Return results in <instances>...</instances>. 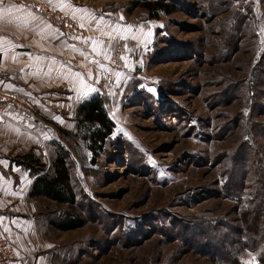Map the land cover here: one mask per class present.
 <instances>
[{"label":"rangeland","instance_id":"1","mask_svg":"<svg viewBox=\"0 0 264 264\" xmlns=\"http://www.w3.org/2000/svg\"><path fill=\"white\" fill-rule=\"evenodd\" d=\"M118 1L128 12L129 1ZM173 3L177 11L159 19L143 8L128 12L134 42L122 55L126 76L107 96L116 127L97 165L83 143L64 140L78 196L74 212L85 226L62 232L40 222L53 241L44 264H221L205 247L234 255L240 246L236 233L223 237L220 220L243 229L240 213L251 192L232 199L223 186L229 156L251 140L248 94L253 75L264 72V0ZM76 111L67 113L64 129L74 131ZM45 125L46 146L29 140L12 145L18 152L13 159L29 149L49 170V144L61 133L54 123ZM251 136L264 151V136ZM245 166L254 186L252 157ZM257 176L264 180V170ZM34 201L38 215L52 214L53 220L68 209ZM240 255L257 264L256 251L244 248Z\"/></svg>","mask_w":264,"mask_h":264},{"label":"crops","instance_id":"2","mask_svg":"<svg viewBox=\"0 0 264 264\" xmlns=\"http://www.w3.org/2000/svg\"><path fill=\"white\" fill-rule=\"evenodd\" d=\"M118 2L3 0L12 10H0V88L19 90L39 101L28 121L38 136L25 135L12 122L0 121V237L12 241L20 252L12 264H44L53 249L45 225L38 220L36 201L28 198L34 178L11 163L18 154L12 145L26 140L34 146L46 144L42 124L61 128L67 113L82 102L115 91L127 71L112 70L108 61L122 41L131 47L135 34L132 17ZM42 4L71 15L88 34L78 39L65 35L38 10Z\"/></svg>","mask_w":264,"mask_h":264},{"label":"trees","instance_id":"3","mask_svg":"<svg viewBox=\"0 0 264 264\" xmlns=\"http://www.w3.org/2000/svg\"><path fill=\"white\" fill-rule=\"evenodd\" d=\"M128 1V12L143 8L148 12L151 19H159L162 15L169 16L177 11L173 0ZM261 77L253 75L250 83L251 91L248 94V96L250 95L251 106L249 107L250 116L249 114L247 116L250 118L247 123L251 129L250 133H248L251 140L243 141L239 148L229 156L231 172L228 173L229 177L227 179L229 182L226 186H223L226 194L231 193L232 199L241 200L246 190L249 189L251 192L252 199L247 201L248 206L240 213L242 222L246 220L243 229L233 226L228 221L222 222L220 220V224L225 225L227 230L223 237L229 240V235L236 233L240 237L235 239L234 243L238 242L240 246L236 248V254L233 255L231 252H219L217 247H205V245H202L205 249H210L213 255L216 256V262L220 260L222 261L221 264H247L240 258L244 248L256 251L257 264H264V180L261 176H257L260 171L264 170V151H260L256 147V142L254 140L253 143L251 136V134L264 136V121L258 119L264 116V104H262L264 93L262 91L259 92V88L264 86V72H261ZM254 109H256L257 113ZM115 127L116 124L110 116L107 95L98 93L77 107L74 131L59 128L60 139L49 144L50 147H53L52 162L49 170H47V166L41 158L33 153H27L18 159L12 160L18 166L28 170L34 178L28 198L45 199L58 206L68 208L57 215V219H63L61 223L54 222L57 219L53 220L52 214L39 215V222L45 221V223L55 226L62 232L76 230L85 226L83 218L74 212L78 196L72 186L73 179L69 163L70 153L69 149L64 145V140L69 142L70 139H77L78 144L80 142L83 143L90 154V163L96 166L99 158L106 150V144L111 139ZM250 157L253 158L254 162L253 172H256L253 175L256 179L254 186V182L251 183V180L249 182L247 178L249 171L245 166L247 159H250ZM259 163L263 164V169L259 167ZM241 164L242 170H239ZM217 259L219 260L217 261Z\"/></svg>","mask_w":264,"mask_h":264},{"label":"built area","instance_id":"4","mask_svg":"<svg viewBox=\"0 0 264 264\" xmlns=\"http://www.w3.org/2000/svg\"><path fill=\"white\" fill-rule=\"evenodd\" d=\"M10 1L20 4L24 2V0ZM37 8L50 23L58 27L65 35L78 39L88 34L86 27L71 15L44 4L38 5ZM125 45L126 43L123 41L119 47V53L109 59L108 64L112 70L120 72L126 70L125 58L122 56L126 52ZM110 78L112 79V77ZM38 106L39 101L34 96L19 90L0 88V121L12 122L25 135H37L29 126L28 121L33 109ZM40 146L43 148L46 144L42 143ZM18 258H20V252L16 245L9 239L0 237V264H12Z\"/></svg>","mask_w":264,"mask_h":264},{"label":"snow or ice","instance_id":"5","mask_svg":"<svg viewBox=\"0 0 264 264\" xmlns=\"http://www.w3.org/2000/svg\"><path fill=\"white\" fill-rule=\"evenodd\" d=\"M0 10H3V11H11L12 9L5 6L4 3H3V0H0ZM43 59V58H41ZM250 255H252L251 253H249ZM253 261H255V256H253ZM247 264H252V262H247Z\"/></svg>","mask_w":264,"mask_h":264}]
</instances>
